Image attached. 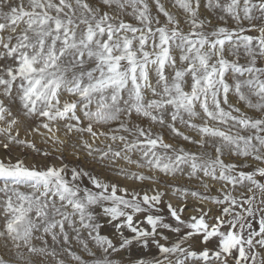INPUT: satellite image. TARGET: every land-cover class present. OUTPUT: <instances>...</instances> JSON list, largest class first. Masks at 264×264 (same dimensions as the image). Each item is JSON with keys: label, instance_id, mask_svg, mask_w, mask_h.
Instances as JSON below:
<instances>
[{"label": "snow or ice", "instance_id": "1", "mask_svg": "<svg viewBox=\"0 0 264 264\" xmlns=\"http://www.w3.org/2000/svg\"><path fill=\"white\" fill-rule=\"evenodd\" d=\"M0 264H264V0H0Z\"/></svg>", "mask_w": 264, "mask_h": 264}, {"label": "rangeland", "instance_id": "2", "mask_svg": "<svg viewBox=\"0 0 264 264\" xmlns=\"http://www.w3.org/2000/svg\"><path fill=\"white\" fill-rule=\"evenodd\" d=\"M37 139H38V138H37ZM38 146H41V145L38 144ZM35 159H39V157H36ZM29 162H31V161H29Z\"/></svg>", "mask_w": 264, "mask_h": 264}]
</instances>
